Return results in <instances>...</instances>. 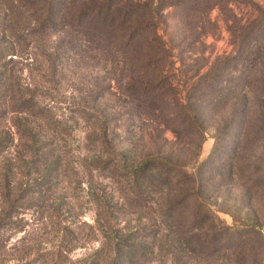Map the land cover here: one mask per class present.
I'll use <instances>...</instances> for the list:
<instances>
[{"label": "rangeland", "instance_id": "374dc122", "mask_svg": "<svg viewBox=\"0 0 264 264\" xmlns=\"http://www.w3.org/2000/svg\"><path fill=\"white\" fill-rule=\"evenodd\" d=\"M92 1L0 0V264H264V0Z\"/></svg>", "mask_w": 264, "mask_h": 264}, {"label": "trees", "instance_id": "16d2710c", "mask_svg": "<svg viewBox=\"0 0 264 264\" xmlns=\"http://www.w3.org/2000/svg\"><path fill=\"white\" fill-rule=\"evenodd\" d=\"M134 0H97L86 3L84 6H82L78 11L75 10L74 14L78 16L80 19L82 26L85 28L84 23H86V27L92 28V29H99L103 28L105 31H109V33H114L118 36L121 34L122 36H127L129 39H132L133 36L140 37L143 36L141 32L147 31L149 28H156L154 27L155 17H152V20L149 19L146 22L141 23H135L134 25H131L130 22L134 20L133 15L136 14H144L147 15L148 12L150 13H157V7L153 6V4L150 3H136L133 2ZM201 3L200 0H172L171 3L167 4L166 6L170 5H176L178 7H186L191 8L199 5ZM143 9V10H142ZM141 10V11H140ZM258 27V23H255L250 29L247 30L244 34L241 35L243 38L244 44H246L247 51L244 52V54L248 55L249 57H253V53H248V42L247 40L251 37V33L257 32L259 29L254 30ZM153 30V31H154ZM120 37V36H119ZM146 38V37H145ZM149 44V41L147 42ZM243 54V52H240ZM233 58V57H232ZM254 58V57H253ZM152 60H149L143 65V68H148ZM228 60L223 61L220 65V70L222 69V72L227 69ZM213 76L214 79H205L204 85H209L216 81L215 78H217V73ZM212 74V75H213ZM147 89V88H146ZM150 92V91H149ZM169 166V167H168ZM161 171V168L164 170L165 168H168L166 171H164L163 179L165 183H171L176 177L180 176V173L183 171V166L176 165L173 163H170L167 160H157L156 158H149L146 159L140 166L133 168L135 170L134 172L138 171H147L151 169H158ZM172 174V175H170ZM154 178V177H153ZM143 237V236H142ZM141 237V238H142ZM146 245L143 243H139L135 246H132L133 253H142L144 252L143 249H145ZM119 247H116V252L119 253ZM121 253V252H120Z\"/></svg>", "mask_w": 264, "mask_h": 264}]
</instances>
